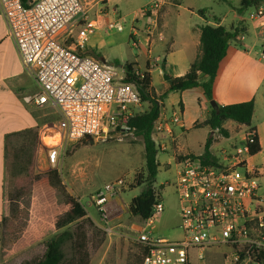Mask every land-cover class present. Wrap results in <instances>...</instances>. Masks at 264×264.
Listing matches in <instances>:
<instances>
[{
  "label": "built area",
  "instance_id": "1",
  "mask_svg": "<svg viewBox=\"0 0 264 264\" xmlns=\"http://www.w3.org/2000/svg\"><path fill=\"white\" fill-rule=\"evenodd\" d=\"M0 7L8 38L16 44L26 69L34 73L39 88L35 103H51L60 115L40 137L51 168L59 164L60 151L73 143L137 137L132 122L144 102L135 84L126 82L125 72L116 66L80 52L98 30L82 0H32L29 7L22 0H0ZM160 8V1L150 0L142 13L157 15ZM75 29L73 49L66 46L65 38L72 37ZM107 29L123 31V22H109ZM148 36L151 42V33ZM260 36L264 40V28ZM181 124L180 113L167 117L161 112L154 126L157 150H168L172 127ZM248 139L243 146L247 154ZM180 165L175 183L179 237L159 238L147 230L164 212L161 200L147 220L128 228L131 239L147 248L143 264H264V193L259 170L243 158L214 164L184 156ZM124 185L121 179L108 183L92 196L108 236H121L111 221L115 208L109 205Z\"/></svg>",
  "mask_w": 264,
  "mask_h": 264
},
{
  "label": "crops",
  "instance_id": "2",
  "mask_svg": "<svg viewBox=\"0 0 264 264\" xmlns=\"http://www.w3.org/2000/svg\"><path fill=\"white\" fill-rule=\"evenodd\" d=\"M82 1L89 10L91 18L95 16L94 20L98 23L97 31L103 29L100 27L101 19L108 24L117 19L122 21V17H132V23L137 26L133 29L131 37L133 36V47L138 53L134 60L127 62L137 64V69L141 72L149 67L151 86L158 97L168 91L170 78L184 76L191 64L200 56L203 26H221L227 30L242 29L241 34L230 41L228 52L220 63L213 85V98L221 106L254 100V116L250 126L234 122L232 127L228 128L229 121L226 122L224 129L228 135L211 129L210 152L216 161L206 163H225L243 158L251 167L259 170L260 182L264 183V155H262L264 152V40L260 36V31L264 28V1L256 14H253V18L251 16L247 18L244 14L245 10H241L242 0L239 6L234 8L233 13L222 17L211 15L206 9H202L199 15L194 12L190 15L189 9L182 0H158L161 2V8L157 15L147 16H144L142 9L150 0ZM112 5L114 9L111 10ZM133 5L140 7L130 10ZM0 25V264H21L24 260H28L24 253L26 248L21 247L36 245L45 247V242L54 236L56 229H53L52 224L46 225V220H44L46 223H43L41 218L37 221L30 210L27 230L15 239L11 235L6 236L12 248H2V236L7 233L6 225L11 218L8 194L11 176L6 161H35V164L45 161L46 163V153L38 135L41 137L43 132H48L57 123L53 122L52 113L56 110L59 115V112L51 103L44 105L35 103L34 97L39 92V88L34 73L26 69L16 44L8 38L3 17ZM97 31L90 37L86 48L80 52L108 63L103 53L105 44L96 38ZM149 33L152 37L151 42L148 39ZM75 37L74 33L70 37L71 44L65 43L66 46L76 49ZM66 40L69 38L67 37L65 42ZM166 76L169 77L168 80ZM207 79V76L200 75V82ZM157 85L161 88L158 89ZM166 100L169 101V106L165 104ZM168 107L175 111L173 115L180 113L182 117V124L172 127V139L170 138L169 142L174 147L178 145L179 131L180 136H186L196 129H210L207 126H198L209 118L211 111L210 101L202 86L169 93L162 102L161 112L171 117ZM251 131L257 135L261 146V151L254 156L242 153L237 148L238 142L242 147L244 146ZM238 135L241 137L238 138ZM155 137L154 132L153 138ZM222 138L230 141L229 145L220 146ZM207 140L208 137L202 144L203 150ZM218 145L221 147V154L213 152ZM203 153L176 152L175 157L180 155L178 157L180 159L184 156L199 158ZM263 186L262 184V188ZM110 203L115 209L121 206L115 197Z\"/></svg>",
  "mask_w": 264,
  "mask_h": 264
},
{
  "label": "rangeland",
  "instance_id": "3",
  "mask_svg": "<svg viewBox=\"0 0 264 264\" xmlns=\"http://www.w3.org/2000/svg\"><path fill=\"white\" fill-rule=\"evenodd\" d=\"M182 1L189 9L188 14L190 15L191 12L199 15L202 9H206L211 15L214 14L219 17L233 13L234 8H237L240 3V0ZM139 7L140 5H133L130 10ZM112 9H114L113 5L111 6ZM256 12L255 7H250L245 10L244 14L247 18H250ZM124 14L125 11L123 16ZM94 18L95 16L93 15L92 19ZM131 18L122 17L123 31L107 29V22L101 19L100 27L103 29L97 31V35L95 34L99 42L101 41L105 44L103 53L106 55L107 62L116 66L120 73H124V69L122 66H117L116 63L123 64L124 62L132 61L138 53H136L131 39L133 29L137 25L132 23ZM212 19H214L213 16ZM77 31L78 29H75L74 33L76 34ZM71 41L72 39L69 38L65 43L70 45ZM139 60L142 62L141 58ZM157 88L159 89L161 86L157 85ZM165 104L169 106V101L166 100ZM147 108L148 104L144 103L141 113L145 112ZM168 111L172 115L175 112L172 111L171 107H168ZM260 114L261 112H259ZM52 118L53 122L59 121L60 117L56 110H53ZM233 123V121H229L228 128H231ZM179 133L180 131L177 133L179 135L177 147H174L169 142L167 151L158 150L159 167L154 186L157 190H160L161 201L164 203L165 209L154 221V224L147 229L155 237L170 240H174L180 235V205L175 183L178 178L177 172L181 168V159L178 158L180 155L175 157L176 152L189 151L193 154L204 152L202 144L206 137L209 138L211 136L212 130L208 128L205 130L196 129L189 132L186 136H180ZM39 138L40 136L38 135ZM92 140L94 141L93 143H91ZM220 142V146H223L229 145L230 141L222 138ZM237 148L244 153L241 143L238 142ZM220 150L221 147L218 145L213 152L221 154ZM262 155H264V152ZM21 162L24 163V161ZM30 171L29 178L26 179L25 183L21 184L20 188L12 186V184L8 186L9 198L15 201L13 205L14 209L17 210L15 211L16 220L14 224L16 229L21 230L13 236L14 239L27 230L30 210L37 221L41 218L42 222L46 223L44 222L46 220V225L52 224L55 230L56 221L70 209L67 195H71L84 206L88 220L76 221L65 229L74 231L79 227L85 232L89 264H140L142 250L140 244L131 239L132 234L128 228L132 225L138 227L142 222L138 219L129 218L126 207L143 190V187L131 188V185L135 183V176L145 173L144 144L141 137L137 136L134 139L123 141L108 137L73 143L60 151V162L56 168H51L45 161H41L35 164V168ZM10 179L12 182V177ZM120 179L124 181L125 185L114 197L121 206L115 209L111 215V221L114 225H118L121 236H108L102 229L103 223L100 221V214L96 208L97 206L92 201V196L106 184ZM262 184L264 185V183ZM262 192L264 193V186ZM109 206L113 205L110 203ZM57 232L58 230L56 229ZM6 248L10 249L12 245L7 242ZM21 248H26L24 253L28 259L21 264H30L32 261L40 259L45 251V247L42 245ZM64 252L67 256V263L75 264L76 260L73 257L76 254L71 243L65 245Z\"/></svg>",
  "mask_w": 264,
  "mask_h": 264
},
{
  "label": "trees",
  "instance_id": "4",
  "mask_svg": "<svg viewBox=\"0 0 264 264\" xmlns=\"http://www.w3.org/2000/svg\"><path fill=\"white\" fill-rule=\"evenodd\" d=\"M31 2L32 0H22L25 7H29ZM262 2L263 0H242L241 10H246L250 7H255L256 10H259ZM241 32V28L227 30L221 26H203L201 28L200 56L191 64L188 72L184 76L170 78L168 91L159 97L155 94L151 86L152 80L148 66L141 72L137 69V64L135 63H116L117 66H122L124 69L125 81L135 84L142 101L148 104L147 110L137 114L132 122L137 129V136L142 138L144 144L145 173L136 175L134 179L135 183L131 185V188L143 187V190L140 195L134 197L127 205L126 211L129 218L144 222L150 217L153 206L161 200L160 190H157L154 186L159 163L157 159L158 150L153 133L155 122L161 115L163 100L169 93L182 92L199 86H202L210 102L214 100L213 85L218 74L220 63L228 52L230 41L240 35ZM131 39L133 40V36ZM200 75H205L208 79L200 82ZM159 101H161V104H159ZM254 112V100L224 106L218 105L217 108L211 107L209 118L198 126H207L212 130H219L220 133L228 135V132L224 129L226 122L233 121L240 125L250 126ZM252 133L253 131H251L249 139L247 140L248 154L250 156H254L261 151L259 139L256 134ZM210 146L211 136L206 142L204 153L199 157L204 162L216 161L210 152ZM6 164L12 177L10 184L17 188H20L23 182L25 183L26 179L30 176V170L35 168V161H24V163L21 161H6ZM67 199L70 209L63 217L56 221V229L58 232L45 242L43 256L40 259L32 261L30 264H68L67 256L64 252V247L67 243H71L75 251L76 256L73 257L76 260L75 264H89L85 232L79 227L74 231L65 229L76 221L88 220L87 211L78 199L71 195H67ZM13 202L15 201L10 199L11 218L6 225L7 233L2 236V248L7 246L8 240L6 236H14L21 231L16 229L14 224L16 220L15 211L17 210L14 209ZM140 247L142 250L140 264H143L147 248L142 244H140Z\"/></svg>",
  "mask_w": 264,
  "mask_h": 264
},
{
  "label": "water",
  "instance_id": "5",
  "mask_svg": "<svg viewBox=\"0 0 264 264\" xmlns=\"http://www.w3.org/2000/svg\"><path fill=\"white\" fill-rule=\"evenodd\" d=\"M167 80L169 79V77H165ZM210 105H211V107L212 108H217L218 107V103H216V101L215 100H212L211 102H210ZM102 137H105V133H103L102 134ZM91 142H93V140L91 141Z\"/></svg>",
  "mask_w": 264,
  "mask_h": 264
}]
</instances>
